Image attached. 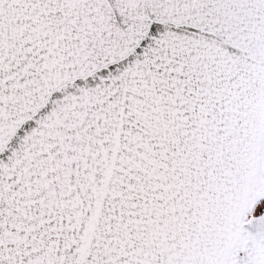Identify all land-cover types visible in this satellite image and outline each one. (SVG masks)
<instances>
[{"label":"snow or ice","instance_id":"snow-or-ice-1","mask_svg":"<svg viewBox=\"0 0 264 264\" xmlns=\"http://www.w3.org/2000/svg\"><path fill=\"white\" fill-rule=\"evenodd\" d=\"M0 264H264V0H0Z\"/></svg>","mask_w":264,"mask_h":264}]
</instances>
